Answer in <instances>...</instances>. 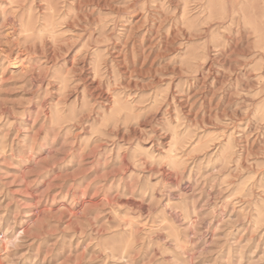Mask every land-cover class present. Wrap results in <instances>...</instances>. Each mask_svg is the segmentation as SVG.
I'll return each mask as SVG.
<instances>
[{"label":"rangeland","instance_id":"rangeland-1","mask_svg":"<svg viewBox=\"0 0 264 264\" xmlns=\"http://www.w3.org/2000/svg\"><path fill=\"white\" fill-rule=\"evenodd\" d=\"M0 264H264V0H0Z\"/></svg>","mask_w":264,"mask_h":264}]
</instances>
